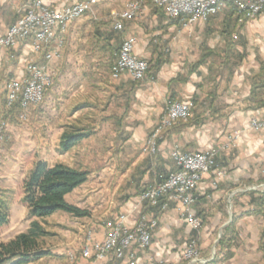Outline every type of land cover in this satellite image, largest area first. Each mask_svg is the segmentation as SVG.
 I'll use <instances>...</instances> for the list:
<instances>
[{
	"label": "crops",
	"instance_id": "crops-1",
	"mask_svg": "<svg viewBox=\"0 0 264 264\" xmlns=\"http://www.w3.org/2000/svg\"><path fill=\"white\" fill-rule=\"evenodd\" d=\"M81 1L45 3L61 9ZM130 1L142 2L144 12L123 21L124 31L119 32L114 23ZM29 2L0 0V35L15 24ZM127 37L136 40L135 55L150 64L149 79L141 83L127 73L119 80L112 77ZM57 40L62 53L51 68L54 84L45 93L43 110H34L41 112L42 121L26 124L30 130L26 143L28 151L40 154V160L51 166L56 159L57 164L90 171L88 181L67 196L69 203L89 213L84 218L64 214L74 231L85 237L94 229L95 240L102 241L107 222L128 214V223L133 224L148 212L159 223L139 264L159 260L182 264L189 239L197 240L204 257H210L214 248L216 253L220 250L215 264H264V132L248 129L253 114L264 111V13L241 23L230 6L218 16L184 27L182 18L169 19L149 0H98L94 14L73 21L65 32L59 29ZM30 60L46 64L45 52L35 53L30 39L0 51V106L5 105L7 82L25 78ZM172 101H192L193 117L164 132L157 153L143 152ZM19 112L18 106L6 111L8 124L17 121ZM70 127L84 128L91 135L61 152L63 134ZM10 128L2 148L16 139L15 128ZM235 131L241 132L237 144L215 157L224 178L217 180L212 171L195 192L200 231L188 226L175 204L166 211H147L139 204L138 196L150 184L177 171L170 157L173 146L184 152L220 149ZM25 217L23 212L9 226L7 231H14L9 240L25 232L17 230ZM230 224L226 234L230 249L221 250L217 244ZM25 226L28 230L29 224Z\"/></svg>",
	"mask_w": 264,
	"mask_h": 264
},
{
	"label": "built area",
	"instance_id": "built-area-1",
	"mask_svg": "<svg viewBox=\"0 0 264 264\" xmlns=\"http://www.w3.org/2000/svg\"><path fill=\"white\" fill-rule=\"evenodd\" d=\"M161 8L166 17L172 20L183 19L184 27L194 25L198 20L206 21L218 16L232 6L240 16V22L256 20L264 11V0H149ZM98 0H84L61 9L51 8L45 0H30L22 15L8 31L0 35V51L17 48L26 40H31L35 53L45 52L46 64L37 65L29 61L25 66L26 77L11 79L6 84L7 95L4 107L0 106V145L8 130L6 111L18 106L19 118L27 120L29 112L37 108L44 100L47 89L54 84L51 71L61 57L62 42L57 40V31L67 30L70 23L88 14L95 13ZM142 2H133L118 15L114 29L123 32V21L138 18L144 12ZM136 40L127 37L119 51L118 60L112 67V77L119 80L125 73L133 81H143L148 74L150 64L147 60L135 55ZM192 101L169 103L160 124L149 138L146 151L155 153L162 134L179 123L190 120L193 116ZM248 129L255 133L264 132V111L257 110L250 118ZM241 132L235 131L220 149L184 152L175 145L170 157L177 166L165 181L150 184L139 196L141 206L150 210L159 208L166 211L173 204L179 206L180 215L194 231L203 227L202 220L195 212L197 201L196 190L204 176L215 172L217 180L224 178V172L215 163V157L221 149L229 150L235 146ZM129 215L121 214L106 223L105 236L102 241L89 233L82 257L92 264H139L140 253L145 252L152 244L153 233L158 226V219L148 212L139 215L133 224L128 223ZM216 249L210 257H204L196 239H190L184 251L187 264H209L214 260ZM152 264H167L164 260Z\"/></svg>",
	"mask_w": 264,
	"mask_h": 264
},
{
	"label": "trees",
	"instance_id": "trees-1",
	"mask_svg": "<svg viewBox=\"0 0 264 264\" xmlns=\"http://www.w3.org/2000/svg\"><path fill=\"white\" fill-rule=\"evenodd\" d=\"M146 79H149V74ZM90 135L91 132L84 128L70 127L63 134L59 150L70 151ZM89 175L90 171L79 165L69 166L60 163L51 166L43 160L36 162L23 181V203L28 209L30 227L27 232L19 234L8 242L0 240V264H26L50 255L40 247L41 239L48 235L40 220H45L60 211L78 218L87 217L88 211L69 203L67 196L85 184ZM12 196L13 190L0 187V235L10 221ZM230 227L231 224L226 227L217 248L230 249L226 239ZM219 253L220 250H217L212 263L218 262Z\"/></svg>",
	"mask_w": 264,
	"mask_h": 264
},
{
	"label": "rangeland",
	"instance_id": "rangeland-1",
	"mask_svg": "<svg viewBox=\"0 0 264 264\" xmlns=\"http://www.w3.org/2000/svg\"><path fill=\"white\" fill-rule=\"evenodd\" d=\"M133 2H136V1H130L126 5L124 10H126L129 6V4H131ZM124 10H122L120 13H122ZM263 13H264V11H263ZM263 13L259 17H261L263 15ZM139 17H141V16H139ZM239 18H240V16H239ZM146 77H145V79H146ZM143 81H141V82H143ZM134 82H138V81H134ZM43 103H44V100L37 108H33L29 112L27 120L22 121L18 116L17 121H14L13 123L8 124V129L10 127L15 128V129H13V132H15V131L17 132L16 139H15V141H13L11 143V146L6 147V148H4V146H3V148L0 147V149H1V153H0V187L13 190V196H12L11 208H10V221H9V224L6 227H4L3 230L1 231L0 240L2 242H8L11 240V239L9 240V237L14 236V234H13L14 231L8 232L7 229H9V226L12 225V222L16 218L21 216V214H23V212H24V216L26 215V217L24 218V220L20 224L21 226H19L17 230L19 232H21V230L27 232L28 230H25V228H26L25 225L28 226V224H29V227H30V224H31L27 206L23 203V196H24L23 181L26 178L28 172L34 167L35 163L41 159L40 158L41 156L38 153L33 154V152L28 151V145L29 144L26 143V139H28L29 137L26 134L30 133V130H28L26 124L27 123L31 124L35 121L38 122V120L42 121L41 120V116H42L41 112L34 113L35 112L34 110H37V111L43 110L42 109ZM44 116H46L48 118L47 114H44L43 117ZM36 119H38V120H36ZM190 120H191V118H190ZM189 121L184 122V123H179L178 125L187 124ZM176 126H174V127H176ZM174 127H172V128H174ZM39 132H41V131H39ZM153 133H152V135H153ZM37 134H39V133H37ZM40 138H41V136H40ZM149 138H148V140H149ZM146 146H147V144H146ZM146 146L141 148V149H143V152H145V153L148 152V151H146ZM158 149H159V142H158V147H157L155 153L158 152ZM171 150H170V152H171ZM7 151H8V153H7ZM141 152H142V150H141ZM55 161H56V159H54L51 163L56 165L57 163H55ZM81 200H83V199L81 198L80 202H81ZM64 214H65V212L60 211V212L53 214L54 216L52 215L45 220H40L41 224L45 227V229L48 232V235L45 238L41 239L40 247L45 252H48L50 255L44 256V257L39 258L38 260H35V261H30L26 264H84V261H90V260H87V259L82 257V249L85 247V243H86L87 237L89 236L90 232L94 231L92 234H93V237L95 238L96 230H94V229H89L88 231L86 230L87 232H85V237H84V235L80 236L79 234H77L76 231H74V227H72V224L68 223V220H65V218L63 217ZM70 221L73 222V220H70ZM81 225L83 226L84 224L81 222ZM75 230H77V229L75 228ZM19 234H21V233H19ZM18 235H16V236H18ZM77 237H80V239L79 238L77 239ZM189 240L185 243V246L183 249V254H184L186 245L189 242ZM63 249L65 252L59 253V252H63ZM183 259H184V256H183ZM182 261H183L182 264H187L186 260H182Z\"/></svg>",
	"mask_w": 264,
	"mask_h": 264
},
{
	"label": "water",
	"instance_id": "water-1",
	"mask_svg": "<svg viewBox=\"0 0 264 264\" xmlns=\"http://www.w3.org/2000/svg\"><path fill=\"white\" fill-rule=\"evenodd\" d=\"M220 238H221V235H220Z\"/></svg>",
	"mask_w": 264,
	"mask_h": 264
}]
</instances>
